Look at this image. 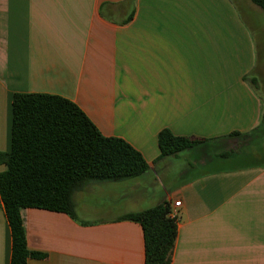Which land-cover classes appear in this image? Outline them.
<instances>
[{
	"label": "crops",
	"instance_id": "crops-1",
	"mask_svg": "<svg viewBox=\"0 0 264 264\" xmlns=\"http://www.w3.org/2000/svg\"><path fill=\"white\" fill-rule=\"evenodd\" d=\"M237 2L247 16L256 13L249 5L259 7L0 0V152L10 148L12 95L45 93L77 104L101 134L122 138L148 164L138 176L74 191L76 219L23 208L27 248L41 254L27 264H144L140 225L118 218L162 201L177 223L170 264H264V163L209 167L235 157L242 140L234 132L248 141L264 130L257 43ZM164 128L200 140L159 157ZM10 253L0 200V264Z\"/></svg>",
	"mask_w": 264,
	"mask_h": 264
},
{
	"label": "trees",
	"instance_id": "trees-1",
	"mask_svg": "<svg viewBox=\"0 0 264 264\" xmlns=\"http://www.w3.org/2000/svg\"><path fill=\"white\" fill-rule=\"evenodd\" d=\"M264 14V0H251ZM10 148L0 152V200L11 234L9 264H27L41 256L29 250L21 218L23 208L63 212L76 219L72 194L91 181L138 176L148 164L128 142L105 136L71 100L54 94L14 93L11 98ZM239 135L241 140L245 135ZM200 139L158 132L159 157L174 155ZM170 204L121 215L142 230L144 264H170L177 223Z\"/></svg>",
	"mask_w": 264,
	"mask_h": 264
},
{
	"label": "rangeland",
	"instance_id": "rangeland-1",
	"mask_svg": "<svg viewBox=\"0 0 264 264\" xmlns=\"http://www.w3.org/2000/svg\"><path fill=\"white\" fill-rule=\"evenodd\" d=\"M237 1V0H234ZM252 4V3H251ZM238 7L240 8L243 16L246 17L247 22L250 24V27L253 31L258 50V61L256 65V71L260 74L257 85V92L264 99V20L262 17L261 10L255 5L253 6L255 10L254 15L247 16V8L240 2H237ZM251 8V7H250ZM239 147L236 146V154L234 158L230 159H217L210 162L209 167H229L236 165H243L247 163H264V130L256 131L250 140H242L239 142ZM238 151H240L238 153ZM102 194V193H101ZM100 194V195H101ZM94 199L100 200L102 197L95 196ZM104 200V199H103ZM101 200V202L103 201ZM113 213V212H112Z\"/></svg>",
	"mask_w": 264,
	"mask_h": 264
},
{
	"label": "built area",
	"instance_id": "built-area-1",
	"mask_svg": "<svg viewBox=\"0 0 264 264\" xmlns=\"http://www.w3.org/2000/svg\"><path fill=\"white\" fill-rule=\"evenodd\" d=\"M169 216L175 218V216H174V212H173L172 210H170V212H169Z\"/></svg>",
	"mask_w": 264,
	"mask_h": 264
}]
</instances>
